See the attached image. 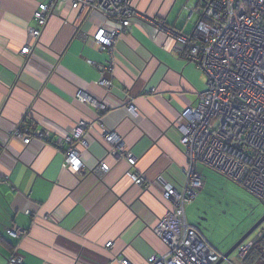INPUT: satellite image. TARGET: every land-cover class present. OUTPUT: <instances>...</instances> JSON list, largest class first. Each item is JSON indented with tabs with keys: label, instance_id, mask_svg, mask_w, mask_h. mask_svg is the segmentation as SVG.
I'll use <instances>...</instances> for the list:
<instances>
[{
	"label": "crops",
	"instance_id": "crops-1",
	"mask_svg": "<svg viewBox=\"0 0 264 264\" xmlns=\"http://www.w3.org/2000/svg\"><path fill=\"white\" fill-rule=\"evenodd\" d=\"M41 1L0 0V264L15 253L25 257V264H120L121 257L147 264L150 256L168 252L154 231L172 208L162 198V187L181 189L185 181L187 160L175 121L207 86L206 75L184 59L168 31L193 35L201 1L136 0L146 20H135L112 54L94 40L106 23L97 12L55 13L40 38H31ZM26 44L32 46L29 55L21 53ZM102 73L112 78L108 94L99 83ZM151 88L155 93L149 94ZM79 91L110 107L100 112L84 104L76 98ZM130 102L135 116L127 110ZM82 121L93 125L79 174L64 168L65 151L47 142L25 145L12 135L31 125L50 131L55 140ZM99 121L123 138L125 154L136 159L138 172L154 180L151 187L125 177L128 160L108 154ZM102 159L111 166L106 173L97 167ZM190 205L188 223L211 242L200 224L190 222ZM263 215L250 216L232 242ZM17 229L26 232L21 239L9 233ZM263 232L264 226L254 241ZM108 242H113L110 248ZM233 262L241 260L236 256Z\"/></svg>",
	"mask_w": 264,
	"mask_h": 264
},
{
	"label": "built area",
	"instance_id": "built-area-1",
	"mask_svg": "<svg viewBox=\"0 0 264 264\" xmlns=\"http://www.w3.org/2000/svg\"><path fill=\"white\" fill-rule=\"evenodd\" d=\"M200 1L196 10L200 18L193 35L168 31L184 59L195 63L206 75L207 86L197 94L196 103L186 107L175 121L174 125L182 133L187 160L183 170L185 181L181 189L170 184L162 187V198L170 202L172 208L154 231L167 245L168 252L150 256L147 264H217L221 259L222 254L202 231L186 219V206L192 204L204 188L203 177L198 172L200 165L223 175L264 204V0ZM68 10L103 14L106 23L97 28L94 40L110 54L135 20H146L136 0H42L34 12L38 27L30 29L31 38H40L53 14ZM32 51L30 44L21 49L24 55ZM107 70L113 73L112 67ZM99 83L107 94L112 90L111 77L102 73ZM155 91L151 88L149 94ZM76 98L100 112L110 107L106 100H97L83 91H79ZM127 110L134 116L137 114L132 102ZM92 125L78 122L55 140H51L50 131L31 125L14 129L12 135L25 145L47 142L65 151L64 168L79 174L84 168L83 157L89 148ZM103 126V142L110 145L108 154L116 160L124 157L128 160L130 168L125 177L135 185L151 187L154 180L138 172L136 159L125 154L123 138ZM97 167L104 173L111 168L106 159L100 160ZM9 233L21 239L26 232L17 229ZM253 242L254 239L236 250L240 260L248 254ZM112 244L108 242L106 247ZM119 263L133 264L126 257H121ZM6 264H25V257L12 254ZM228 264L235 263L231 259Z\"/></svg>",
	"mask_w": 264,
	"mask_h": 264
},
{
	"label": "rangeland",
	"instance_id": "rangeland-1",
	"mask_svg": "<svg viewBox=\"0 0 264 264\" xmlns=\"http://www.w3.org/2000/svg\"><path fill=\"white\" fill-rule=\"evenodd\" d=\"M199 170L203 177L204 189L200 191L195 203L188 207L187 214L190 222L201 225L211 241L210 244L219 253L224 254L235 243L232 242L234 237L247 227L250 216L254 217L264 211V204L223 175L203 165L199 166ZM255 234L245 243H250ZM237 255L238 251L231 259Z\"/></svg>",
	"mask_w": 264,
	"mask_h": 264
},
{
	"label": "trees",
	"instance_id": "trees-1",
	"mask_svg": "<svg viewBox=\"0 0 264 264\" xmlns=\"http://www.w3.org/2000/svg\"><path fill=\"white\" fill-rule=\"evenodd\" d=\"M240 264H264V232L253 242L248 254L241 259Z\"/></svg>",
	"mask_w": 264,
	"mask_h": 264
},
{
	"label": "water",
	"instance_id": "water-1",
	"mask_svg": "<svg viewBox=\"0 0 264 264\" xmlns=\"http://www.w3.org/2000/svg\"><path fill=\"white\" fill-rule=\"evenodd\" d=\"M264 224V215L230 248L226 253L222 254L221 259L217 264H223L231 261V256L236 250L244 244L258 229Z\"/></svg>",
	"mask_w": 264,
	"mask_h": 264
}]
</instances>
